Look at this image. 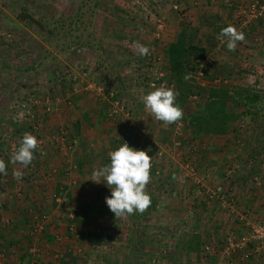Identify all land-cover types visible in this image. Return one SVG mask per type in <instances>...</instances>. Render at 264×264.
I'll use <instances>...</instances> for the list:
<instances>
[{
	"label": "rangeland",
	"instance_id": "obj_1",
	"mask_svg": "<svg viewBox=\"0 0 264 264\" xmlns=\"http://www.w3.org/2000/svg\"><path fill=\"white\" fill-rule=\"evenodd\" d=\"M240 1L224 2L232 8H236L233 3L238 4L231 19L244 40L230 51L232 58L225 59L222 56L227 54L213 50L217 44L222 49L221 41H199L197 33L195 41L205 42L209 48L205 57L208 60H194L189 71L198 90L183 105L182 118L165 125L145 110L141 97L160 86L176 93L161 41L169 14L176 21L184 19L182 0H0V151L6 155L13 135L39 137L47 118L71 109L80 114L86 133L83 136L88 135L89 144L82 145L80 159L87 164L90 176L94 168L109 163L108 153L124 141L136 149L142 145L160 171L150 174L145 191L151 204L143 213L116 218L105 203L110 189L104 183L88 191L94 197L86 204L75 207L65 198L62 213L75 212L73 217L88 228L76 244L77 249L86 250L75 249L77 256L70 253L71 259L79 262L67 256L62 260H69V264H245L253 253H257L258 260L264 259V244L251 237L252 225L264 219V206L258 210L261 215L255 217L247 212L253 196L246 197L254 189L253 175L262 177L259 169L264 167V37L255 40L249 31L256 21L264 19V14L251 17L249 10L264 6V0ZM26 16L32 17V22L22 19ZM156 18L164 21L159 32ZM251 41L257 45L261 42V46L244 53L241 47H248ZM138 43L148 48L146 55L139 54ZM203 88H224L230 95H259L249 110L242 99L227 101L225 111L231 113V118L229 130L223 135L233 147L224 151L229 156L219 161L218 169L202 160L201 146L211 141L206 134L195 136L187 117V111L204 110L207 92ZM27 93L37 94L51 108L46 114L40 111L35 133L11 120V105ZM80 123L69 120L46 131H51L50 138L63 137L66 151L71 154L70 141L82 135ZM175 140L181 145L174 146ZM232 158L238 167L228 175L225 163ZM247 179L252 184L246 183ZM218 184H227L233 192L241 193L243 200L247 198L245 204L233 206L234 214L229 215L242 216L243 221L231 219L220 200L206 199L202 191L213 190ZM260 184L252 189L254 196ZM70 219L62 216L56 220L57 227L74 237L79 222ZM52 224L53 220L38 235V246ZM242 237L245 244L229 245L230 241H242ZM60 238L58 241H63V236Z\"/></svg>",
	"mask_w": 264,
	"mask_h": 264
},
{
	"label": "crops",
	"instance_id": "obj_2",
	"mask_svg": "<svg viewBox=\"0 0 264 264\" xmlns=\"http://www.w3.org/2000/svg\"><path fill=\"white\" fill-rule=\"evenodd\" d=\"M224 1L226 0H182L183 6L185 7V17L179 22L174 20L172 14H169L171 17L168 18L165 36L162 37L163 41H161L163 48L165 49L170 42L177 38L182 28L192 27L198 31L199 41H221L222 49L218 47L219 44H217V47L213 50L221 52V55L227 54L225 57L222 56L225 59L232 58L226 44L221 39H218V35L222 28L229 25L233 26V20L231 18H235V10L237 9L239 0H233L238 3H233V6L236 8L229 7ZM242 1L243 0L240 2L242 3ZM241 7H243V5ZM249 31L251 35L256 36L254 37L255 40H261V36L264 37V19L256 21L250 27ZM248 44L251 46L250 48L249 46L241 47V50L244 48V53H252L257 46H261V42L258 43V45L257 43L255 44L254 41ZM202 45L207 48L208 52L209 48L205 42ZM252 47L253 50L251 49ZM256 60L259 61L258 58H256ZM69 120H71V122H73V120H79V123L81 121L79 126L80 130H82L79 132L80 135L82 134L80 139L74 138L70 141L71 148L69 152H71V154L66 151L65 142H63L61 137L57 141H53L50 136L48 137L51 131H46L49 130V128H56L62 123L69 122ZM45 126V131L41 130L42 133L39 131L38 134L39 137L43 136V138H46L43 139V151L40 152L35 150L34 152V170H26L20 165L8 163L15 149L14 145L16 144L18 148L19 139L21 140L24 133L21 136L19 135V138L14 137L16 135L9 138L8 142L11 144V147L5 152L7 156L4 155V152L2 153L0 151V159L8 163L7 175L0 177V217L9 223L7 227L0 225V253L5 254L3 264H69V260L75 261L71 259L70 253L72 252V256H77V254H75V249L78 248L76 244L81 242L82 237L85 235L84 230L88 228L85 223L75 224L76 235L73 237L72 234V236L69 237L68 231H66V229L64 230L61 226L57 227L59 222H56V220L60 221L62 216H68L72 221L74 218L73 214H76L75 212H69L68 215L62 213L63 209H60V207L65 204V198L69 200V204H73L75 207L80 206V204H86L88 202L87 199H92L94 197L93 195L90 196L89 192L92 191V188L96 189V185L100 184L89 180L92 177L87 172V164L80 159L82 145L85 144V146H87L89 144L88 135L83 136L86 133L83 130L80 114L78 111H72L71 109L67 110L66 113L55 112L51 117L45 120ZM26 131L27 129H23V132ZM206 139L211 141V143L207 146H201L200 153L203 157L202 160L205 165H209L211 168H221V162L219 163V161H223L225 157L229 156L228 153L224 151L233 147V142L227 138V135H207ZM78 140L80 141L79 144ZM261 151L263 150L261 149ZM221 153H223V156ZM221 157L222 160H220ZM14 169H19L23 172L21 180L18 181L13 178ZM261 170L259 169V172H261ZM50 172L51 176L48 177L47 173ZM261 174L260 190L254 196L255 193H252V191L256 190L255 186L258 185L253 184L254 189L252 187L251 192L249 191V194L246 195V197L249 196V198L253 196L247 212L253 213L254 216L261 215L258 210L260 207L264 206V173ZM245 182L251 183L248 179ZM19 189H21L22 193H18ZM246 197H244V201H239V206L241 203H246ZM37 209H45L50 212H47L51 218L50 222L53 220V228H50L47 233L45 232V236L40 238V246L37 245L39 238L37 239L36 237L35 242H33L29 235L33 216L32 212ZM225 221H227L226 218ZM69 223L70 221H68V224ZM68 224H66V226ZM78 234H80V237ZM62 236L63 241L59 242L58 240H61L60 237ZM32 244L37 248L36 253L31 252L29 249ZM82 248L80 247L79 249L81 250ZM79 249H77V251H80ZM83 250L86 249L83 248ZM256 255L257 253H253L250 261L247 260L245 264H264V259L258 260ZM78 256L80 255L78 254ZM34 257H36L35 261H33ZM64 257L69 260H62ZM75 262L79 261L76 260ZM235 264L243 263L236 261Z\"/></svg>",
	"mask_w": 264,
	"mask_h": 264
},
{
	"label": "clouds",
	"instance_id": "obj_3",
	"mask_svg": "<svg viewBox=\"0 0 264 264\" xmlns=\"http://www.w3.org/2000/svg\"><path fill=\"white\" fill-rule=\"evenodd\" d=\"M218 39H221L229 51H234L237 42L244 40V34L232 25L221 29ZM140 55H146L148 48L137 44ZM187 79V77H185ZM176 93L170 87H154L141 97L145 110L154 118L170 125L182 118L183 112L176 103ZM39 141L36 136L24 133L19 146L11 154L8 163L27 168L32 164L34 152ZM109 163L94 168L91 181L104 183L110 189V196L105 197V203L116 218L135 213H143L151 204V197L145 191L150 181L151 157L145 150L130 147L127 142L118 145L108 153ZM8 163L0 159V177L7 175ZM23 172L13 170V178L21 180Z\"/></svg>",
	"mask_w": 264,
	"mask_h": 264
},
{
	"label": "trees",
	"instance_id": "obj_4",
	"mask_svg": "<svg viewBox=\"0 0 264 264\" xmlns=\"http://www.w3.org/2000/svg\"><path fill=\"white\" fill-rule=\"evenodd\" d=\"M31 18L27 16L22 17L23 20L29 19L32 22L31 20L33 19ZM33 22L38 23V21ZM196 36L197 30L195 28L184 27L179 32L177 38L170 42L164 51L170 79L176 85V103L181 109L188 97L198 90V87L191 82L189 77V71L193 69L194 60H202L207 54V48L198 41H195ZM206 92L207 97L204 103V110L201 112L187 111L188 121H190L195 136H202V134L223 135L228 132V120L231 118V113L225 111L227 101L238 102V99H242L243 106L246 110H249V106L254 105L259 99V95L253 92L230 95L224 88H209L206 89ZM154 148L156 147L154 146ZM73 220L74 222H79V224L83 223L76 220L75 217Z\"/></svg>",
	"mask_w": 264,
	"mask_h": 264
},
{
	"label": "built area",
	"instance_id": "obj_5",
	"mask_svg": "<svg viewBox=\"0 0 264 264\" xmlns=\"http://www.w3.org/2000/svg\"><path fill=\"white\" fill-rule=\"evenodd\" d=\"M249 14L251 15V17H258V16H262L264 14V6H259L258 8L254 9H250L249 10ZM164 21L161 18H156V30L157 32H159L162 27H163ZM207 61L208 58H205L203 60H198L200 63L203 61ZM210 64V62H209ZM254 86V85H253ZM45 101V100H44ZM43 99L41 100L39 98V96L37 94H30L27 93L26 95L23 94V96L21 97V99L17 100L16 103H13L11 105V109L12 110V114L14 113V115L11 114V120L13 123H17L18 126H24L26 125L27 127H29L34 133L36 132V130L38 129V123H37V116L39 115L40 111H43V113L46 114V112H49L51 110V108L49 107V105L47 104V102H44ZM128 115V113H127ZM15 117V118H14ZM37 137V135H34ZM60 137H58L59 139ZM39 144H38V148L36 151H43V139L37 137ZM53 141H57L58 139L55 136H52L51 138ZM61 139L64 141V138L61 137ZM181 145L180 140H175L174 142V146L178 147ZM138 150H144V148H142V145H138L137 146ZM227 162L225 163V173L228 175H233V171L238 167V164L236 163V159H229L226 160ZM252 161L249 160L248 164L249 166H252ZM156 164V160H154L153 158L151 159V169H150V174H158L160 171L159 169H157L155 167ZM33 161L32 164L29 165L27 168H25L26 170H30L32 171L34 169L33 167ZM264 166V163H263ZM161 169V168H160ZM260 173H264V167L262 168ZM50 173H47V176H51ZM225 174V175H226ZM260 179L261 177L258 176H254L252 177V183L255 185H258L260 183ZM240 190V189H239ZM21 189L18 190V193H20ZM205 194V197L207 200H211V202H216V201H221V204H223L228 211V216L229 215H233L234 214V210L232 209L233 206L236 207L237 204H239L238 202L243 200L240 197L239 192H233L232 190H230V187H227V184L222 185V184H218L216 186H214L213 190H203L202 191ZM244 201V200H243ZM32 223L30 224V230H29V235L31 237V240L33 242H35V239L37 237L38 239V235L44 231L47 228V224L48 222H50L49 219V215L45 212H38V211H33L32 212ZM231 218V216H229ZM231 219H239V220H244V217L239 216V215H234V218ZM251 222V221H249ZM253 224V223H251ZM0 225L2 226H9V223L4 221L1 217H0ZM253 226V231H252V235L251 237H253V239H255L256 241L258 240L260 242V244H264V219L260 222L257 223ZM245 244V238L242 237V241H238V242H229V245H231L232 247L236 246L239 247L241 245ZM264 247V246H262ZM30 251L33 253L37 252V248L32 244V246H30ZM4 259H5V254L4 253H0V264L4 263Z\"/></svg>",
	"mask_w": 264,
	"mask_h": 264
}]
</instances>
